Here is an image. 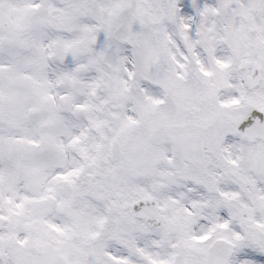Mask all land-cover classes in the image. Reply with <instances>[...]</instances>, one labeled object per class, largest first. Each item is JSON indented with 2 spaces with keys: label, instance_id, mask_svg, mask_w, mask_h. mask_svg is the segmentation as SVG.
<instances>
[{
  "label": "snow or ice",
  "instance_id": "6c2138e0",
  "mask_svg": "<svg viewBox=\"0 0 264 264\" xmlns=\"http://www.w3.org/2000/svg\"><path fill=\"white\" fill-rule=\"evenodd\" d=\"M0 264H264V0H0Z\"/></svg>",
  "mask_w": 264,
  "mask_h": 264
}]
</instances>
